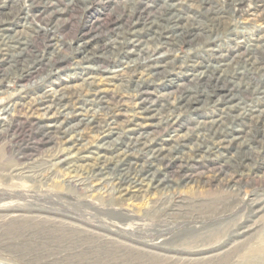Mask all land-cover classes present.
Instances as JSON below:
<instances>
[{
	"label": "rangeland",
	"instance_id": "1",
	"mask_svg": "<svg viewBox=\"0 0 264 264\" xmlns=\"http://www.w3.org/2000/svg\"><path fill=\"white\" fill-rule=\"evenodd\" d=\"M0 264H264V0H0Z\"/></svg>",
	"mask_w": 264,
	"mask_h": 264
},
{
	"label": "bare ground",
	"instance_id": "2",
	"mask_svg": "<svg viewBox=\"0 0 264 264\" xmlns=\"http://www.w3.org/2000/svg\"><path fill=\"white\" fill-rule=\"evenodd\" d=\"M48 94V93H47ZM65 96V95H64ZM55 100V99H54ZM61 100V99H60ZM46 102V101H45ZM54 103V102H53ZM57 103V102H56ZM60 103V102H59ZM52 105V104H51ZM50 105V106H51ZM47 106V105H46ZM53 106V105H52ZM59 107V106H58ZM65 108V107H64ZM67 108V107H66ZM49 110V109H48ZM47 110V111H48ZM66 110V109H65ZM46 112V111H45ZM44 115V114H43ZM48 115V114H47ZM3 116V115H2ZM5 116V115H4ZM55 124V123H54ZM56 125V124H55ZM54 127V126H53ZM49 132V131H48ZM50 133V132H49ZM55 133V132H54ZM28 170V169H27ZM26 174V173H25ZM78 183V182H77ZM74 184V183H73ZM81 191V190H80ZM62 224V223H61ZM52 233V232H51ZM100 245V244H99ZM123 247V246H122ZM130 253V252H129ZM28 255V254H27ZM50 256V255H49ZM52 256V255H51Z\"/></svg>",
	"mask_w": 264,
	"mask_h": 264
}]
</instances>
